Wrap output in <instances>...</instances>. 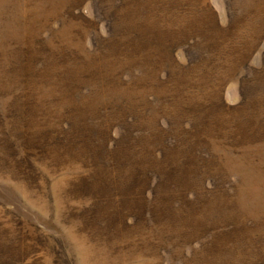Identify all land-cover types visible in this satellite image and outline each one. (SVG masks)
I'll list each match as a JSON object with an SVG mask.
<instances>
[{
	"label": "rangeland",
	"instance_id": "obj_1",
	"mask_svg": "<svg viewBox=\"0 0 264 264\" xmlns=\"http://www.w3.org/2000/svg\"><path fill=\"white\" fill-rule=\"evenodd\" d=\"M150 1L147 8V0H136L142 5L125 16L131 0H0V264H198L205 255L200 242L207 237L211 247L220 233L239 243L228 264H264V0H185L172 10L170 3ZM195 16L210 24L204 34L222 45L211 46L207 59L198 58L195 50L194 68H213L209 81L217 86L211 97L220 107L222 124L239 125L242 134L238 140L224 139L221 129L210 140L214 173L204 177L198 190L210 200L204 208L207 219L197 220L195 238L177 221L173 231L133 210L115 213L121 221L109 225L101 208L108 195L104 199L96 183H90L89 166L55 156L43 140L41 116L60 117L61 112L49 111L63 97L59 90L68 59L105 53L100 46L113 37L121 42L119 52H126L129 35L149 44L173 21ZM195 34L188 30L185 36ZM233 51L247 54L254 69L248 70L254 80L244 85V96L238 77L226 73L229 64L223 69ZM175 58L187 63L182 47ZM116 60L119 68L131 66ZM140 68L156 71L149 65ZM200 75V83L208 84V77ZM112 85L123 92L119 80ZM26 100L43 104L39 117L21 109ZM240 102L236 111L222 113ZM148 125L156 131L154 119ZM173 135L178 132L170 131ZM182 190L177 196L188 205ZM136 191L139 201L149 203L153 196V191ZM194 191L189 190L190 197Z\"/></svg>",
	"mask_w": 264,
	"mask_h": 264
},
{
	"label": "trees",
	"instance_id": "obj_2",
	"mask_svg": "<svg viewBox=\"0 0 264 264\" xmlns=\"http://www.w3.org/2000/svg\"><path fill=\"white\" fill-rule=\"evenodd\" d=\"M181 1L188 3L185 0H161L160 3H170L172 10L177 4L180 6ZM150 2L147 0V8ZM106 4L110 5L109 2ZM141 5L131 0L125 16ZM112 8L105 10L111 11ZM209 25L202 17H186L173 21L169 30L163 28L164 31L149 44L143 38L129 35V41L125 43L128 49L120 53L121 42L113 37V40L105 39V45L100 46L103 51L107 49L105 53L98 50L97 55L89 53L87 57L79 56L77 61L68 59L64 63L65 74L59 90L63 97L49 111L54 115L61 112L60 117L55 120L46 113L41 116L44 122L41 120L39 126H42L43 140L56 157L77 160L90 167V183L95 182L104 199L105 195L109 198L101 205L106 212L105 222L109 225L121 221L115 213H131L133 210L141 218L167 223L173 231H177L174 226L177 221L187 233L189 230L190 234L194 233L195 238L200 227L197 220L202 216L207 219L204 208L210 198L205 195L206 191L200 197L198 190L206 179L204 177L214 173L210 168V140L221 129H224L221 131L224 139L238 140L242 134L239 125L226 128L222 124L220 107L211 97L217 86L209 81V77L214 76L213 68L203 72L194 68L195 50L200 55L198 58L207 59L211 58L208 55L211 46L222 45L219 39L212 40L204 34ZM188 30L196 34L186 37ZM181 47L187 58L185 64L178 63L175 58V50ZM115 59L131 66L119 68ZM228 59L223 69L229 64L226 73L238 77L244 96V85L252 78L248 70L254 69L247 63V54L236 55L233 51ZM144 65L156 71L151 74L141 69ZM241 70L246 74H239ZM200 74L208 77V84L200 83ZM118 80L123 92H116L112 85ZM139 89L141 93L137 91ZM242 103L226 106L222 113L236 111ZM20 105L21 109L26 107L29 115L36 117L44 108L36 100L22 101ZM153 119L156 131L150 132L148 124ZM260 126L264 127V121ZM170 131L178 132V136H170ZM181 188L188 205L177 196ZM196 188L194 197H190L192 192L188 193L189 190ZM136 189L142 194L144 190L153 191L149 203L145 198L139 201ZM232 233L238 237L235 231ZM227 239L228 233L225 238L220 233L210 247L213 240L203 238L200 244L205 255L198 258V264H228L239 243L237 239L232 242ZM262 257L264 254H260Z\"/></svg>",
	"mask_w": 264,
	"mask_h": 264
}]
</instances>
